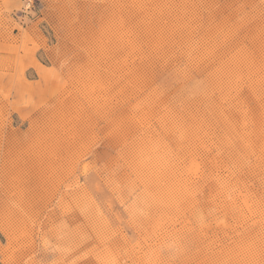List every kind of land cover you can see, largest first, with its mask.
<instances>
[{"label":"rangeland","instance_id":"rangeland-1","mask_svg":"<svg viewBox=\"0 0 264 264\" xmlns=\"http://www.w3.org/2000/svg\"><path fill=\"white\" fill-rule=\"evenodd\" d=\"M0 264H264V0H0Z\"/></svg>","mask_w":264,"mask_h":264}]
</instances>
